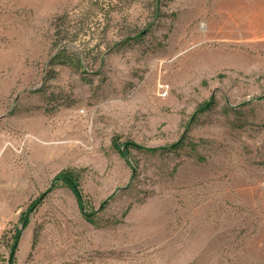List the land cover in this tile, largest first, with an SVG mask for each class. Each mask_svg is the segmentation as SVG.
I'll use <instances>...</instances> for the list:
<instances>
[{
	"label": "rangeland",
	"instance_id": "obj_1",
	"mask_svg": "<svg viewBox=\"0 0 264 264\" xmlns=\"http://www.w3.org/2000/svg\"><path fill=\"white\" fill-rule=\"evenodd\" d=\"M19 229L14 264H264V0H0V264Z\"/></svg>",
	"mask_w": 264,
	"mask_h": 264
},
{
	"label": "trees",
	"instance_id": "obj_2",
	"mask_svg": "<svg viewBox=\"0 0 264 264\" xmlns=\"http://www.w3.org/2000/svg\"><path fill=\"white\" fill-rule=\"evenodd\" d=\"M67 63V65L72 66L71 62H65ZM136 148V147H135ZM159 150H153L152 152H158ZM121 153V155H123V153L121 151H119ZM61 182L62 184H64L65 186H67L71 192L73 193L74 197L77 200V203L79 205V207L82 209V211H84V198L79 186V183L77 181V179L74 177L73 174H71L70 172H63L61 174H59L56 179L54 180V183H59ZM43 196H40L37 200H35L28 208L27 212L25 213L24 216H22L21 221L23 224V227L26 228L29 225V215L42 203L43 201ZM108 204V201H105L102 205H101V210H103L105 208V206ZM86 219H88L89 221H92V218L96 215L97 212L92 211L90 214H86L87 212H84ZM21 233L22 230L19 229L16 231L15 235H14V240L13 243L11 245V253H10V258H9V264H14L15 263V254L18 248V242L19 239L21 237Z\"/></svg>",
	"mask_w": 264,
	"mask_h": 264
}]
</instances>
